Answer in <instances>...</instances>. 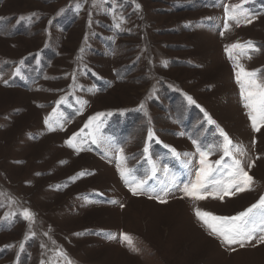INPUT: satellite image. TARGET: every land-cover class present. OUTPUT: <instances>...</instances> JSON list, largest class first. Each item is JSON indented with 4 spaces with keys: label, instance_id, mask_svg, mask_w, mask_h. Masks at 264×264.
<instances>
[{
    "label": "rangeland",
    "instance_id": "obj_1",
    "mask_svg": "<svg viewBox=\"0 0 264 264\" xmlns=\"http://www.w3.org/2000/svg\"><path fill=\"white\" fill-rule=\"evenodd\" d=\"M240 4L0 0V264H264V243L233 251L194 215L234 216L264 195V127L253 131L234 72L258 70L264 84V0H247L241 25L225 30V6ZM247 41L259 51L230 49V60L225 48ZM98 113L77 154L65 141ZM218 128L244 146L252 190L191 200L182 189L200 168L198 148L213 165L223 156ZM118 162L147 180L145 194H131Z\"/></svg>",
    "mask_w": 264,
    "mask_h": 264
},
{
    "label": "snow or ice",
    "instance_id": "obj_2",
    "mask_svg": "<svg viewBox=\"0 0 264 264\" xmlns=\"http://www.w3.org/2000/svg\"><path fill=\"white\" fill-rule=\"evenodd\" d=\"M97 0H93V6L96 5ZM247 3V0H241L240 5L232 6L229 9L228 6H225V30L229 28L228 21L235 22L236 26L241 25L240 17L246 16V10L243 8V4ZM137 9L139 5H136ZM77 10H79L80 5H76ZM35 15V14H33ZM254 19V17H252ZM121 22H123L121 20ZM244 24H249L252 22V19L245 18ZM119 27V24L116 25ZM223 35V33H221ZM230 49H241V55L246 56L248 59H251L250 52L259 51V49L251 42L247 41L244 44L239 42L232 44L230 47H226L225 51L229 54V59H233ZM234 72L236 76L237 83L241 86V98L244 101L243 106L248 110L247 115L248 119L251 122V127L253 131H259L261 127H264V84L257 82L258 70L248 71L242 65L234 64ZM14 75H19V69H17ZM188 102L195 103L191 97H187ZM62 99L58 103H63ZM86 103V102H84ZM141 108L143 105L140 106ZM202 110V109H201ZM79 111V110H78ZM203 111V110H202ZM103 113H98L93 117H89V120L84 124V127L80 132L74 133L68 140L65 141L67 147L72 148L76 151L77 154L82 147H77L75 141L81 136L84 132V129H87L95 121H98ZM111 115V113H109ZM205 118L208 120L209 124L215 123L207 113H205ZM49 118L45 119V124L49 125ZM97 130L99 125L96 126ZM55 128L49 125V131H54ZM61 130H63L61 128ZM219 135L223 137L222 144L217 145L218 148L222 149L223 156L221 159L216 160L213 165L208 161L209 152L203 151L198 148L199 152V164L200 168L196 170L195 180L185 184L182 191L184 196L194 200L201 201L208 198L219 199L223 201L225 197L234 196L238 193L252 190L254 184V178L249 175V171H246L242 160L237 158V156L243 157L246 155V150L243 145L234 144L229 136L222 130L219 129ZM91 136V142L93 144L97 143V138L95 135ZM148 138L151 140L153 138V133L151 130L148 132ZM159 142V141H157ZM195 145L196 142L193 141ZM255 144V141H253ZM149 148L146 144L144 148L145 157H147ZM174 156H178L174 149H170ZM121 157L120 161H124L126 158L122 156L123 149H120ZM224 157H228L231 163H222ZM259 159V157H257ZM121 162L117 163V171L122 181L125 185L128 186L129 191L133 196H138L145 194V185L147 180L139 179L136 180L132 177L131 170L121 167ZM152 164V173L151 176L156 174V166L154 163L149 161ZM254 166V161L249 162L248 169L250 170ZM227 169L226 174L223 173V169ZM167 172V169H165ZM90 173H81L80 175H87ZM151 176L149 179H151ZM163 191L165 194L168 193V188H164ZM149 198H153L149 196ZM155 199L159 203H166L167 201L161 198L159 195L155 196ZM115 203V201H112ZM194 215L197 220L209 231V234L217 238L222 245L229 247L231 250L233 245H238L240 248L245 247L246 245L256 246V244L264 243V195H261L258 201L252 204L250 207L244 211L234 215V216H217L211 214L207 211L200 210L199 208L194 209ZM23 219L29 222V225L34 222V215L25 209L22 213ZM34 235V234H33ZM32 236L26 235V239H31ZM112 238V237H109ZM122 241H126L129 247H132L131 238L125 234H122ZM255 241V244L252 242ZM24 244L21 242L20 249L23 250ZM132 250H135L134 248ZM57 256H64V253L57 250ZM43 264V262H42ZM68 264H71L69 261Z\"/></svg>",
    "mask_w": 264,
    "mask_h": 264
},
{
    "label": "bare ground",
    "instance_id": "obj_3",
    "mask_svg": "<svg viewBox=\"0 0 264 264\" xmlns=\"http://www.w3.org/2000/svg\"><path fill=\"white\" fill-rule=\"evenodd\" d=\"M92 218V217H91Z\"/></svg>",
    "mask_w": 264,
    "mask_h": 264
}]
</instances>
